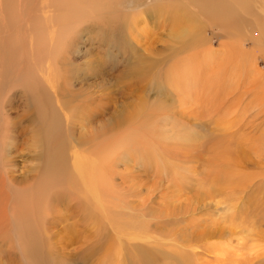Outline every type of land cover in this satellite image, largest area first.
Returning <instances> with one entry per match:
<instances>
[{
  "label": "rangeland",
  "instance_id": "rangeland-1",
  "mask_svg": "<svg viewBox=\"0 0 264 264\" xmlns=\"http://www.w3.org/2000/svg\"><path fill=\"white\" fill-rule=\"evenodd\" d=\"M22 2L26 3L0 0V42L4 43L0 56L5 60L0 62V96L8 77L13 79L25 70L47 95L37 103L43 112L50 102L59 106L49 86L60 84L62 91L66 87L64 98L76 108L74 116H68L74 123L69 126L63 115L61 124L60 138L69 154L67 167L71 170L74 162L71 145L79 137H95L92 152L81 151V158L103 166L100 157L109 156L106 164L111 163L114 170L106 189L127 204L144 202L141 226L154 238L172 236L174 254H180L176 264H264V225L256 227L252 216L261 203L258 199L264 201V27L259 31V24H264V0H31L33 20L49 22L41 27L46 31L42 35L52 39L44 40L43 46L34 39L38 29H29L31 20L22 19ZM225 10L233 18L217 21L215 17L225 16ZM58 14L57 23L52 22ZM51 28L57 31L51 34ZM184 29L191 33L177 38L176 33ZM18 83H12L3 95L1 115L5 113L8 129L16 137L9 148V171L14 189L20 192L16 194L19 209L24 199L28 205L11 216L10 204L5 211L4 200L0 264H25L20 248L36 239L47 264H75L69 258L95 250L101 237H96L97 228L80 218H76L77 226L69 222L73 228L69 234L64 225L53 232L54 237L46 232L38 190L44 179L43 136L30 89ZM165 134L173 138L170 144L162 138ZM117 159L122 161L116 166ZM205 160L226 161L247 176L243 183L248 187L242 189L248 193L254 188V195L251 191L244 201L253 198L242 208V221L225 222L217 214L222 196L209 187ZM1 172L0 167V178ZM211 173L216 176L214 170ZM63 175L58 179L65 180ZM103 179L99 176L97 181ZM259 209L255 216L264 206ZM150 210L154 212L148 214ZM17 217L20 225L14 222ZM33 225L36 229H28ZM18 236L24 242L21 246ZM55 250L63 261L56 260Z\"/></svg>",
  "mask_w": 264,
  "mask_h": 264
},
{
  "label": "bare ground",
  "instance_id": "bare-ground-1",
  "mask_svg": "<svg viewBox=\"0 0 264 264\" xmlns=\"http://www.w3.org/2000/svg\"><path fill=\"white\" fill-rule=\"evenodd\" d=\"M23 1H26V3L22 2L23 7H21V9H20L21 14H22V19H23V21H24V19L29 20V21L31 20L32 23H30V24H32V25L29 27V29L30 28L38 29L35 32H39V33H38L37 37H34V39L38 38V41H42V46H43L44 40L47 39V41H48V40L52 39V35H49V36H47V34L42 35L46 31L43 30L41 27H48V24H49L48 19L45 18L41 21H38V23H36V20H33L34 18H32L34 16V14H33L34 5L31 3V0H23ZM216 8H217V6L215 7V9ZM31 9H32V13L30 12ZM215 9H214V11H215ZM229 10H231V9H229ZM225 11H227V10H225ZM1 15H0V17H1ZM72 15H75V14L73 13ZM58 16H59V14L54 15L52 18V22L54 21L57 23ZM80 17H79V19H80ZM222 17L225 21L228 20L229 18H233V17H231V14L229 13V11H227L225 16H223L222 13H218V17H215V19L217 21L222 22V21H224V20H222ZM36 18H38V17L36 16ZM261 22L263 23L264 21H261ZM93 23H94V20H93ZM227 24H228L227 26H230V24H232V23L227 22ZM257 24H258V22H257ZM39 25H40V28H38ZM80 27H81V25H80ZM259 27H260L259 31L263 30L264 24H259ZM99 30L101 31V34H104L105 36H107L108 32H106L104 29H101V28H99ZM187 30L188 29L178 31L176 33V37L177 38L187 37L188 33H191L190 31H187ZM55 31H57V29L53 28L52 31H50V33L52 34ZM261 34H264V33H261ZM30 35H31V33H30ZM28 37L29 36H27V38ZM112 39H113V41L115 40V43L118 42L117 38L115 39V37H113ZM104 42H106V41H104ZM3 44H4L3 42H0V45H2L4 47ZM38 44L39 43H37V45ZM45 44H47V43L45 42ZM52 47H53V45H52ZM78 54H80V53H78ZM0 62L1 63L5 62V60L3 58H1V56H0ZM242 70H244V68ZM4 71H5V69H4ZM31 78H32V75H29V72H27L26 70L22 71L20 74H17L16 76H14L13 79H10V77H8V79L4 78V79L8 80V83L4 84L3 88L1 89L2 95L0 96V167H1V171H2L1 172L2 176L0 178V209L2 208V206L4 204V200H7V202L5 203V211L8 209V205L10 204L9 206L11 207V210H9V211H11L10 214H11V216H13V213L15 212V210L18 213L19 212L22 213V210L25 208L24 205H26V206L28 205L27 200L24 199L22 210L19 209L20 197L17 196L16 194H20V192H18V189H14L15 188V185H14L15 182H13L11 172L9 171L10 170V167H9V153H10L9 151L10 150H9V148L11 147L10 145H12L16 141V137L14 136V134H12L11 129L10 130L8 129L9 123L6 121L7 117L5 116V113H3L4 116L1 115L2 107L4 108V105L1 102L3 95H5V93L7 92V89H9V86L12 83L19 82L18 84L24 83L23 85H27L30 89V93H31L30 95L32 97V99H31L32 107L35 110V117H37L36 118L37 123L39 125L40 131H42V136H43V147H44V151H45V153H44L45 159H44V164H43L44 167H42V168H44V171H43V174L41 175V177H43V175H44V179L40 180L41 185L38 184V190H39L41 196L43 197V200L40 204V208L37 207V205H36V207H37L36 209L38 210V208H39L42 212H44L42 218H45V219L43 220L42 223H43V226H44L46 232L52 233L51 236L54 237L53 232L58 230L60 228V226L64 225L63 230L69 234L71 232V230L73 229V228H71V226H69V222L73 221L74 225H76L79 222V220H76V218H80L81 221L83 220L85 222V224H87L88 226H90L92 228H97L96 229V237H101L100 242H99V246L96 249L94 248L95 250H92V248H91V250L88 253L77 256V258L71 257V258H69V260H72L73 262H75V264H176V261H177L176 258L178 255L180 257V254H178V253L174 254V242H173L172 236H170V237L168 236L170 239H165V238L158 239L156 237L154 238V237H151L152 235L150 236L149 231L145 230L144 227L141 226L142 224H140V220L145 218L142 215L143 214L142 211L144 210L143 206L145 205L142 203H144V202L141 203L139 201L133 200V202L131 204H127L128 202H126L125 199H120V197H118V195L110 194L109 193L110 190L106 189L109 186L108 183H112L108 179H110V175H111L110 173H112V171L114 170L112 165H110L111 163L106 164V162H109V156L105 155V157L104 156L100 157L101 160H103V163H105V164H103V166H101L99 164L97 165L95 163H91L90 161H88L90 158L87 159V161H85L86 159L84 160L81 158V156H83V155H80L81 151L83 154H85L84 152H87V153L89 151L92 152V148H93L92 144L94 146L93 142L95 141V137H91L89 135L90 137L85 138L82 136V137H79V139L76 140L75 143L72 141L74 143V145H71L72 149L74 150V159H73L74 162H73L72 169L69 170L70 167H67V163H66V159H69V154H67L68 151H67L65 145L63 144V142L61 140L62 138H60V136H61V124H62V121H63L62 118L64 115L65 117L67 116L65 123H67L69 126L72 125V122H73L72 116H74V111L76 108H75V106H72V102L66 101L69 99L64 98V93H65L66 87L63 88V91H62V87L60 86V84L55 85L54 83H52L51 86H49V89L51 90V93L50 92L49 93H50V95H52L54 93L55 96H53V97L56 98V102H57V104H59V106H56L54 104L52 105V102H50L49 107L46 108L45 112H43L41 110V106L37 105V103L39 104V99L41 100L42 98H44L47 95H45V93L42 91V89L40 87L36 86L33 83L34 81H32ZM54 81L57 83L56 79ZM212 83H213V81H212ZM86 85L89 86L87 83H86ZM74 95H77V94H74ZM62 98H63V101H62ZM72 99H74V98H72ZM78 100H80L78 102H81V100H83V98L78 96ZM75 101L77 102V100H75ZM63 102H65V103H63ZM159 104H161V103H158L155 107H158ZM169 104H170V106L172 105L171 102ZM215 109H218V108H215ZM143 111H145V109H143ZM170 111L172 112L173 110L170 109ZM69 114H71L72 116L68 119ZM169 118H171V117L169 116ZM194 118H196V116ZM220 127L221 126H219V128ZM15 128H16V126H15ZM15 128H13V129L15 130ZM67 128H69V127H67ZM70 129H71V127H70ZM5 130H7L8 132L4 135ZM220 130L221 129H219V132H221ZM72 136H73V133H72ZM207 137H210V136H206L205 138H207ZM218 137H221V136L216 135V138H218ZM162 138L165 140L166 144H170V141L173 140V138L169 134H167V135L165 134ZM73 139H74V137H73ZM71 140L72 139H70V141ZM162 142H163V140H162ZM173 143L174 142H172V144ZM85 147H87V148L84 149ZM128 148H129V145H128ZM164 149L167 150L169 153L173 154L171 151L168 150V148H164ZM207 150H209V149H207ZM205 156H206V154H205ZM92 160H95V159H92ZM138 160H140V159L138 158ZM121 161H122V159H120V160L117 159V161L115 162V165L117 166V164L121 163ZM206 161L207 160H205L204 163H206ZM209 161L210 160L207 161V165L209 166V168L206 171V173L210 174V176H207L208 179H209V177L211 179L210 183H209L210 184L209 187L214 188L213 193L216 194L218 197L222 196V197H220L222 199L218 200V202L216 204L217 209H215V210L217 211V214L225 222H227V221L232 222V221H237V220L242 221V214H243L242 210H244L242 208L244 207V204L248 205V203L250 201H252L253 198L250 199L249 201L247 200V202H244V201H246V199H248L246 197H247V195L250 194L251 191H253L252 193L254 195V188H250L248 193L242 189V188L248 187V185H245V183H243L244 179L246 180L247 176L246 175L243 176L240 172H237L236 169H232V166L230 163H228L226 161H222V160L213 161V162H209ZM150 162H151V160H150ZM156 165H157V163H156ZM166 165H169V164L167 163ZM113 166H114V164H113ZM159 166L162 167L160 164L158 165V167ZM214 167H215V169H214ZM166 169H167V167H166ZM67 170H69L70 173L67 172L65 175V172ZM212 170H214V174L216 175L215 177H218V179L211 176ZM104 173H105V175H104ZM62 174L65 175V180H59L58 179V176L62 175ZM224 174H226V176H224ZM103 175H104V177H103ZM99 176L101 179L104 178L100 182L97 181V178L99 180ZM112 177H114V176H112ZM60 178H62V177H60ZM105 178H107V179L105 180ZM239 178H243V179H239ZM113 180H116V179L113 178ZM122 180H124V179H122ZM55 181L58 182L59 184L56 183ZM35 185H34V187H35ZM205 185H207V184L205 183ZM54 187H56V188H54ZM117 187L114 189L118 190ZM18 188H20V187H18ZM52 188H54V189H52ZM206 194H208V193H206ZM214 194H212V195H214ZM209 198H211V197H209ZM262 199L263 198L258 199V202L261 201V203L257 204L258 206L256 207L255 212L260 210L259 206L260 207L264 206V201H262ZM28 201H29V199H28ZM150 204H152V203H150ZM249 206H248V208H249ZM147 208H148V206H147ZM200 209H201V207H200ZM248 210H246V211H248ZM251 210H250V212H251ZM33 211H35V209H33ZM153 212L154 211L150 210L148 214H150V213L152 214ZM255 212L253 211V213H252V216L255 217V218H253L254 219L253 223L256 227L258 224L259 227L262 228V225H264V224H262L263 222L261 220L264 221V210H262V213L257 215V216H255ZM29 214H30L29 218L32 217L31 213H29ZM22 215H24V214H20L21 218H22ZM167 215L168 214H166V216ZM246 215H248V214H246ZM6 216L8 217L7 214H6ZM166 216L161 217V218H166ZM244 217H245V215H244ZM11 219H12V217H11ZM35 219H37V218H34L33 221H36ZM152 220H154V219H152ZM18 221H20V218L19 217L15 218L14 222L17 223L18 225H20V223H22V222L21 221L18 222ZM160 222H162V221H160ZM89 223L91 225H89ZM159 228L160 227H158V229ZM28 229H36V227H35V225H33V226H29ZM146 229H147V227H146ZM257 230H259V229H257ZM103 231H105V232L107 231V234L104 236H103ZM73 232H74V230H73ZM261 232H262V230H261ZM158 235H160V233ZM18 240H19V243L21 246V244L24 242L22 241V238L20 236H18ZM36 240L34 242L26 241L24 248L22 247L23 250L20 248V251H19L20 256L24 259L25 264H44V263L47 264L46 261L44 262L42 260V257L40 256V252L38 251ZM164 241H167V242L164 243ZM160 247H162V248H160ZM21 251H23V252H21ZM182 251H184V250H182ZM48 252H49V249H48ZM184 252H182V253H184ZM52 253L56 255L57 261L62 260L61 257L59 256L58 251L55 250V251H52ZM185 254H186V252H185ZM186 256H187V254H186ZM182 259H184V258H182ZM26 260H28V261H26ZM62 263H58V264H62ZM193 263L194 262H192V264Z\"/></svg>",
  "mask_w": 264,
  "mask_h": 264
}]
</instances>
